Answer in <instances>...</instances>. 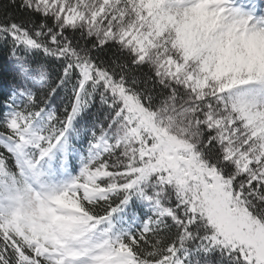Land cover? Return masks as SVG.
<instances>
[{"label": "snow or ice", "instance_id": "obj_1", "mask_svg": "<svg viewBox=\"0 0 264 264\" xmlns=\"http://www.w3.org/2000/svg\"><path fill=\"white\" fill-rule=\"evenodd\" d=\"M0 264H264V0H0Z\"/></svg>", "mask_w": 264, "mask_h": 264}, {"label": "trees", "instance_id": "obj_2", "mask_svg": "<svg viewBox=\"0 0 264 264\" xmlns=\"http://www.w3.org/2000/svg\"><path fill=\"white\" fill-rule=\"evenodd\" d=\"M7 3V0H2ZM12 80V65L6 53H0V91H6Z\"/></svg>", "mask_w": 264, "mask_h": 264}]
</instances>
